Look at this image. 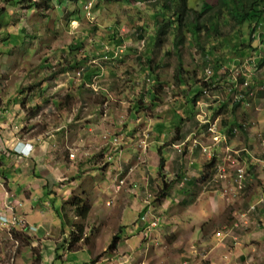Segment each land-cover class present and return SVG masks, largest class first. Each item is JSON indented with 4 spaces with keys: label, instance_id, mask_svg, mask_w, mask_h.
Listing matches in <instances>:
<instances>
[{
    "label": "rangeland",
    "instance_id": "obj_1",
    "mask_svg": "<svg viewBox=\"0 0 264 264\" xmlns=\"http://www.w3.org/2000/svg\"><path fill=\"white\" fill-rule=\"evenodd\" d=\"M18 1L0 0V213L24 222L8 232L0 221V264H264V254L240 253L249 246L243 234L264 221V126L255 121L264 88L254 83L253 97L233 102L226 78L264 80V16L250 33L247 23L234 27L221 13L217 37L197 39L185 29L175 46L171 29L157 42L162 18L151 0ZM203 1L187 6L199 11ZM32 2L40 6L29 8ZM207 68L215 90L194 101ZM231 116L235 146L227 142L221 152L235 156L231 177L211 181L228 161L224 154L212 162L217 133L208 128L215 120L231 123ZM158 122L170 127L156 135ZM254 122L250 144L240 124ZM202 128L206 139L195 145L191 133ZM180 131L182 141L173 145ZM19 144L29 145L26 154ZM34 145L40 156L19 159ZM196 146L209 158L192 168L186 151ZM160 149L173 155V169L165 162L162 176ZM246 160L256 162L252 170ZM237 163L245 179L231 191ZM190 170L198 184L184 195L186 180L176 172L188 177ZM163 183L169 189L160 199ZM209 195L224 203L221 211L210 208ZM74 198L90 206L84 220L69 203ZM143 211L149 221L159 216L156 228L140 224Z\"/></svg>",
    "mask_w": 264,
    "mask_h": 264
},
{
    "label": "trees",
    "instance_id": "obj_2",
    "mask_svg": "<svg viewBox=\"0 0 264 264\" xmlns=\"http://www.w3.org/2000/svg\"><path fill=\"white\" fill-rule=\"evenodd\" d=\"M26 1L19 0L18 2ZM151 3L155 4V6L159 7L157 10L158 16H160L161 23L157 28V42L160 43L162 38L159 36L160 34L164 35L167 29H171L172 33L177 34V38L175 39V46L178 44H182L183 39L181 37L182 33L184 34L185 29L190 32V36L196 37L199 39L200 34L202 33L207 38L214 35L217 37L220 26L219 20L222 15L225 14L226 18L233 23L234 27H239L243 24H248L251 28L250 33L254 32L256 28H258L262 24V17L264 16V0H214L212 4H209L207 0H204L202 3V8L198 11L196 9H192L187 6L188 0H151ZM29 8H38L40 6L37 2H32L28 4ZM47 8H49V4L46 3ZM51 7V6H50ZM168 11H172L170 16H165V13ZM193 14L191 18L187 13ZM211 15L207 17L205 21H199V17H202L203 13H209ZM252 26V27H251ZM116 40L118 44L122 41V39L117 35L116 32ZM264 63V57L259 61V66ZM181 68V67H178ZM214 74V73H213ZM213 76V75H212ZM242 82L243 78H239ZM196 84L201 85V90H198L193 96L194 101L200 97L203 93L204 88H208L209 84L207 80L197 82ZM195 84V85H196ZM210 90H215V88H211ZM166 159L163 155L160 154L159 157V173L162 176L163 169L165 167ZM164 188L161 190L160 199L166 197V192L169 189L168 184L163 183ZM75 215L80 219L84 220L87 217V214L90 210V206L87 203L82 202L78 198L72 199L70 202ZM82 228V227H81ZM118 235L113 237V243L115 242Z\"/></svg>",
    "mask_w": 264,
    "mask_h": 264
},
{
    "label": "crops",
    "instance_id": "obj_3",
    "mask_svg": "<svg viewBox=\"0 0 264 264\" xmlns=\"http://www.w3.org/2000/svg\"><path fill=\"white\" fill-rule=\"evenodd\" d=\"M226 78H228L229 79V82L232 84L231 86H233V87H235L236 86V84H234L233 82V80L231 79V77H226ZM264 78V77H263ZM180 79V78H179ZM257 82H260V81H257ZM260 83H264V80H262ZM194 86V85H193ZM192 86V87H193ZM232 87V88H233ZM230 89V88H229ZM192 90V89H191ZM229 96H231V95H229ZM242 106H248V105H242ZM239 111H241L244 115H246V116H248V115H250V113L252 114L253 113V107H247V108H245V107H241L240 108V110ZM256 111L257 112H259V113H257V119H255V121H258V122H260V124H262L261 126H264V117H263V115H264V109L263 108H261V106H260V108L259 107H257V109H256ZM259 115V116H258ZM160 121V120H159ZM231 123L229 122L228 124L227 123H225L224 122V124H222L221 123V119H220V130H221V132H224V133H226V134H228V136H229V139H228V143H227V146L229 147V145L230 146H235V142H236V140H233L232 139V137H233V134H231V132H230V130H231V128L234 126L233 124H236V121H234V116H231ZM161 122V121H160ZM247 122V121H246ZM253 125H256V122H254L252 125H244V124H240V126H241V129L240 130H244V133H245V135H246V137L248 138V137H250V138H252V132H254L255 131V128H256V126H253ZM170 127V125H168V123H153V134H158V132H162V131H164V130H167L168 128ZM249 127V128H248ZM164 129V130H163ZM178 130V128L176 129V131ZM197 132V131H196ZM196 132H193V133H191V134H194L195 133V135L197 136H194V139H196V140H198L199 141V139L201 138V141H203V138L204 139H206V137H205V135H204V132H203V128H202V130L200 129V131L198 132V133H196ZM256 132V131H255ZM201 133V134H200ZM200 134V136H198ZM135 135V134H134ZM134 135H133V137H134ZM181 131L179 132V135L178 136H176L175 138H173V139H171V140H173L172 141V143H173V145H174V143L176 144V143H178L179 141H182L181 140ZM183 139V138H182ZM208 141H209V139H207ZM248 140V139H247ZM11 142H13V140L11 141ZM32 141H30V142H26V144L27 143H31ZM15 143H17V142H14V145H15ZM34 143V142H33ZM180 143V142H179ZM178 143V144H179ZM226 143H224L223 141H221L220 143H217L215 146L216 147H213L212 149H211V152H212V156L214 157V161H212V162H214V165L215 164H219L221 161H222V156L224 155V153L221 155V152H223V149L224 148H226L225 146V144ZM36 144V143H35ZM195 145H197V144H200V141H199V143H194ZM205 144H208V143H205ZM250 144H254V140H253V138L251 139V141H250ZM8 146V145H7ZM40 145H34V147L32 148L33 150L30 152V156H27V157H25L24 156V158H19V159H29L30 157H32L31 159H33V157L36 155V156H40L41 154H39V153H37V151H40V152H42V149H40V148H38ZM207 146V145H206ZM19 147H22L23 149H24V151H26V150H28L29 149V145L27 146V147H25L24 145L22 146V145H20L19 144ZM173 147V146H172ZM178 147V146H177ZM21 148V149H22ZM173 148H176V147H173ZM193 148L194 147H191V148H189L187 151H186V154H188V157H189V160H187V161H189L188 163L192 166V168L194 167V166H196L199 162H205L206 160H207V158H209V155H207L206 153H203V151H202V149H201V146L199 147H195L194 148V150H193ZM210 148H211V146H210ZM214 148H217V149H214ZM177 150V149H176ZM193 150V151H192ZM215 150H216V152L217 153H215ZM182 151H183V149H182ZM182 151H180V152H182ZM159 152H160V154H162V155H166L167 156V158H168V160L166 161V167L168 168V166H169V163H171L170 165H171V167H172V169H173V155H172V153L171 152H167V151H165V150H159ZM178 153V152H177ZM15 154V153H14ZM16 155V154H15ZM17 156V155H16ZM181 158H180V163H181ZM28 161H33V160H28ZM34 161L37 163L38 162V159H34ZM45 160H43V162H44ZM247 160H246V162H245V165L247 166ZM254 164H256V162L255 163H250L249 164V166H247V167H249V169H251L252 170V166H254ZM213 165V166H214ZM211 167V165H208V167H207V170H206V173L207 174H211V172H214V167ZM262 167V166H261ZM260 167V168H261ZM172 172V171H171ZM191 170H190V172H188V177H184L183 175H181V174H178V171L176 172V174H177V178H181L182 180H186V182H185V185H182V190H181V192L182 193H184V195H186L187 194V192L191 189V188H194V186H195V183L196 184H198V179H196L194 176L195 175H191ZM33 173V172H32ZM32 173H30V175L32 174ZM45 174H47V177L48 176H51V177H53L54 178V172H51V173H46V169H45V172L43 173V175H45ZM195 174V173H194ZM170 175V174H169ZM172 175V174H171ZM29 176V175H28ZM52 178V179H53ZM184 178H186V179H184ZM211 178V177H210ZM51 179V180H52ZM178 179V180H179ZM180 179V180H181ZM204 179H206V178H204ZM203 179V180H204ZM203 180H200V183H199V185L201 184V182L203 181ZM210 180V179H209ZM204 182V181H203ZM211 183V182H210ZM209 183V184H210ZM214 183H211L210 185L212 186V187H215V185H213ZM180 185V184H179ZM17 186V185H16ZM181 186V185H180ZM16 188H18V187H16ZM17 192V191H16ZM193 192V191H192ZM208 193H211V194H214V191L213 190H210V188H208ZM257 197H258V195H257ZM208 203H209V206H210V208L211 209H214V210H217V211H221L222 210V208H223V206H222V204L224 205V203L223 202H219V203H214L213 202V198H212V196L211 195H209V200H208ZM2 204H3V201H2ZM261 210H263L264 209V205H262L261 206ZM208 210H209V208H208ZM59 213V212H58ZM59 215V217H61V214L59 213L58 214ZM62 218V217H61ZM60 218V219H61ZM140 224H141V222H140ZM246 226H248V225H246ZM244 236H245V238H246V236L249 238V242L248 243H246V244H248L249 246H243L242 247V249L240 250V253L241 254H244V255H246V257L248 258V259H253L254 258V256H261L262 254H264V239L262 238V236L264 235V221L263 222H261L260 223V221H258L257 220V223H256V225H251L250 226V230H247L246 232H245V234H243ZM250 239H255L256 241H251ZM251 257V258H250ZM263 257H264V255H263Z\"/></svg>",
    "mask_w": 264,
    "mask_h": 264
},
{
    "label": "built area",
    "instance_id": "obj_4",
    "mask_svg": "<svg viewBox=\"0 0 264 264\" xmlns=\"http://www.w3.org/2000/svg\"><path fill=\"white\" fill-rule=\"evenodd\" d=\"M207 74H206V80L208 83H210V81H208V78H210L213 75V71L210 68H207ZM256 83L257 87H259V89H263L264 88V83H257L256 81H252V83H250L249 81H247L246 79H243L242 82H239L236 84L235 87L230 88L229 92H231V97L233 98V102H238V101H245L246 98H251L253 96H251L253 94V89L256 87ZM214 87V84H209L208 88H204L203 89V94H207V92H209V90L211 88ZM241 128V126H240ZM237 126H233L230 130L231 134H236L237 132ZM209 131L213 132V133H217L213 138L214 140H216V143H219L220 141H223L224 143H226L229 139V136H227L226 133L221 132L220 130V125L218 123L217 120L213 121L211 123V125L208 128ZM264 139V138H263ZM206 147V146H205ZM203 151H205V148H202ZM22 154H26L24 149H21ZM236 154L238 153L237 151H235ZM226 158H227V163H222L218 165V171H217V175H213L210 180L211 181H215L218 178L221 179H225L228 178L230 180L231 175H228V167H232V163L234 162L235 156L224 152ZM228 166V167H227ZM235 169V173H237V178L235 179V181H237V184L234 188L231 189V191L233 190H238L243 188V181L245 179V174H244V167L243 166H239L238 163L234 166ZM244 178V179H243ZM230 191V192H231ZM221 192L223 194H227L228 193V189L226 187H222ZM12 205V203L10 204V206ZM5 208V207H4ZM147 214L145 211H143L140 215V222L142 223H148L147 225H145L144 227H149V228H156L157 225L159 224L160 218L159 216H155L152 220H148L147 218ZM0 221L2 223L5 224V228L6 230L9 232L10 230L14 229V227H17L19 224L23 223V219L21 215H10L6 212H1L0 213ZM2 230H3V226H2Z\"/></svg>",
    "mask_w": 264,
    "mask_h": 264
},
{
    "label": "clouds",
    "instance_id": "obj_5",
    "mask_svg": "<svg viewBox=\"0 0 264 264\" xmlns=\"http://www.w3.org/2000/svg\"><path fill=\"white\" fill-rule=\"evenodd\" d=\"M21 150V149H20ZM21 154H22V152H21Z\"/></svg>",
    "mask_w": 264,
    "mask_h": 264
}]
</instances>
